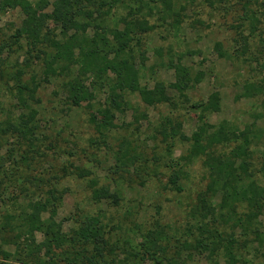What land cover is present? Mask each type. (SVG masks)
Masks as SVG:
<instances>
[{
  "label": "rangeland",
  "instance_id": "374dc122",
  "mask_svg": "<svg viewBox=\"0 0 264 264\" xmlns=\"http://www.w3.org/2000/svg\"><path fill=\"white\" fill-rule=\"evenodd\" d=\"M31 2L37 4L38 0ZM146 2L139 17L153 28L135 35L130 54L139 69L141 85L152 88L157 82L165 83L172 101L148 104L138 92L126 89L122 109H113L116 127L102 131L93 118L101 121L103 111L110 106V81L101 79L113 75L100 78L83 72L79 62L55 60L56 50L48 42L33 48L27 38L17 37L24 18L21 10L0 12V218L7 213L22 215L29 201H45L53 191L58 197L54 203L56 219L63 223V229L71 233L88 218H98L104 236L122 248L119 259H124L123 247L140 246L145 233L161 229L167 237L163 243L169 247L161 258L176 257L182 249V263L226 264L224 243L212 256L183 249L184 241L194 243L199 238L193 228L198 221L192 213L198 195L206 190L209 171L204 157L183 160L191 142L165 138L159 130L168 117L182 124L181 131L187 137L204 122L217 125L227 121L241 130L249 126L254 144L248 180L264 186V0H172L171 5L166 0ZM128 3L110 11L108 5L99 11L94 8L88 35L104 29L110 33L122 16L135 18ZM51 10L49 7L46 12ZM47 25L52 37L64 38L61 24L49 19ZM217 43L222 44L223 57ZM48 63H52L53 72ZM178 63L192 78L203 75L185 95L169 87L176 81L173 65ZM76 77L90 89L89 100L79 106L72 104L65 85ZM36 83L38 89L32 97L25 88ZM214 92L220 93V111H206L200 104ZM22 118L32 128L26 138L21 131ZM229 150L228 146L219 147L217 153ZM174 171L182 174V191L169 183ZM83 172L84 177L80 176ZM91 180L97 182L96 188H109L113 196L94 200ZM221 197L216 193L210 201L218 206ZM247 212L246 205L240 203L224 217L217 213L211 218L212 226L225 241L237 240L246 264H264V243L258 242L253 232L258 229L264 233V206L252 222L245 218ZM239 217L245 221L244 227L236 223ZM8 235V240L15 241L14 232ZM42 238L37 233V241ZM20 243L27 244V238ZM5 249L14 253L17 246L7 244ZM130 262L132 259L126 258V264ZM0 263L30 264L21 257L2 256Z\"/></svg>",
  "mask_w": 264,
  "mask_h": 264
},
{
  "label": "trees",
  "instance_id": "16d2710c",
  "mask_svg": "<svg viewBox=\"0 0 264 264\" xmlns=\"http://www.w3.org/2000/svg\"><path fill=\"white\" fill-rule=\"evenodd\" d=\"M126 1L135 11V18L133 15L131 18L122 16L117 27L110 33H106L104 29L92 36L88 35L93 14L96 12L94 8L99 11L100 7L108 5L110 11ZM166 2L171 5L172 0H166ZM145 4H147L146 0H38L37 4H33L31 0H0V12L17 8L21 10L24 18L17 37L27 38V42L33 48L48 42L56 50L53 55L55 60L63 59L68 64L79 62L82 64L83 72L100 78L103 74L113 75L110 79H101L108 83L110 81L112 94L110 106L103 111L101 121H98L97 117L93 118L95 125L102 131L116 127L113 109H122L124 101L122 93L126 89L138 92L148 104L172 101L165 83L157 82L152 88L141 85L139 69L133 55L130 54L132 44L136 40L135 35L138 32H148L153 28L148 20L139 17ZM49 7L52 10L47 13L46 10ZM49 19L62 25L64 35L62 40L52 37V31L47 25ZM216 47L220 56L223 57L222 44L217 43ZM51 64L48 63L47 68L53 72ZM173 66L176 81L169 87L180 94L185 95L186 91L199 83L203 77L202 73H198L195 78H192L189 70L181 63ZM65 85L73 105L79 106L89 100V86L80 77L69 79ZM23 88V86L19 87L20 91ZM25 89L33 97L38 85L36 83L33 87ZM220 99V93L214 92L208 101L201 103L200 106H203L206 111H220ZM28 124V120L21 119V131H23L24 138L32 132ZM181 129L180 122L168 117L165 118L159 132L165 138H179L191 142V148L188 154L183 156V160L192 162L204 157L205 166L209 171L206 190L198 195V204L192 213L198 221L193 228L198 231L199 238H196L194 243L184 241L182 247L185 251L195 249L199 253L209 252L212 256L218 253L221 244L224 243L226 264H246L244 255L238 251L241 248L237 240L231 238L225 241L219 229L212 226L211 218L215 219L217 213L221 215L220 217H224L236 211L238 204L244 203L248 210L245 218L252 222L263 209L264 186L254 179L248 180L252 175L250 160L252 158L251 147L254 144L250 137V127L247 126L241 130L233 128L227 121L217 125L204 122L191 137H187ZM122 145L126 146V144ZM226 146L230 149L228 153H217V148ZM124 155H126V148ZM85 175V172L80 174L82 177ZM181 178L182 174L179 171L171 174L169 183L173 189L183 190L180 183ZM90 183L94 200L102 201L113 196L109 188H96L97 182L94 180ZM216 193L222 195L218 206H214L210 201V197ZM49 195L45 201L33 199L29 201L27 210L22 215L7 213L2 219L0 218V256L6 259L21 257L24 262L30 264H118L120 260H122L121 264H126V258L132 259V262L128 264H140L147 260L157 262V264H186L180 260L182 249L177 250L176 257H160L166 254L169 248L167 243H163L166 242L167 237L161 229L145 233L144 241L140 246L132 247L130 250H126V246L123 247L125 248L122 251L124 259H119L121 256L119 250L122 248L112 244L104 236L101 226L97 224L99 219L96 217L88 218L77 229L67 233L63 229V223L56 219L57 209L54 203L58 197L53 191ZM45 213H48L46 218ZM16 220H19V223L16 224ZM236 223L245 226V221L240 217L237 218ZM194 230L190 229L192 236H194ZM12 232H14L15 241L7 239L8 233ZM253 232L256 240L264 243V233L259 232L258 229ZM37 233L43 236L40 242L36 239ZM22 238H27L28 243L21 244ZM12 243L17 246L14 253L5 249L7 244Z\"/></svg>",
  "mask_w": 264,
  "mask_h": 264
}]
</instances>
